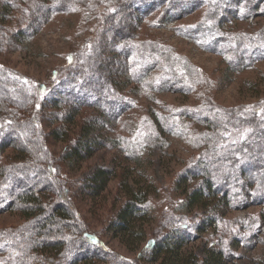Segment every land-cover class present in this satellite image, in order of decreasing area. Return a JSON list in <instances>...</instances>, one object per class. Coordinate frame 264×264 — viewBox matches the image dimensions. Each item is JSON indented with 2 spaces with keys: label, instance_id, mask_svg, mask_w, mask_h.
I'll return each instance as SVG.
<instances>
[{
  "label": "rangeland",
  "instance_id": "374dc122",
  "mask_svg": "<svg viewBox=\"0 0 264 264\" xmlns=\"http://www.w3.org/2000/svg\"><path fill=\"white\" fill-rule=\"evenodd\" d=\"M68 2L64 11L44 18L28 2L0 0L1 10L2 5H10L6 17H0V84L4 83L6 95L14 97L17 84L8 77L27 81L18 93L28 97L23 106L0 100V107L2 103L4 111L11 107L21 120V131L33 127L29 133L33 150L29 148L24 158L16 148L21 140H15L4 147L0 161L8 166L23 160L31 166L32 155L39 156L38 147L43 145L39 168L45 173L37 174L33 190L38 189L35 194L41 201L47 197L51 202L44 215L24 218L16 209L18 203L3 202L7 184L0 182V200L8 205L0 210V248L7 244L0 251V257L7 259L0 264H67L79 259L82 264L85 257L89 264H154L146 261L149 244L173 221V225L177 221L189 225L190 243L223 253L226 264H264V210L259 204L264 196L248 189L250 182L259 181L260 172L250 175L243 170L253 180H243L240 192L231 191L228 196L235 198L222 211L214 204L206 208L185 205L183 192L196 182H187L186 188L177 182L182 171L210 153L204 135L211 130L198 116L213 122L218 114L246 116L249 122L234 127V133L264 127V54L258 56L264 47V0H257L255 11L242 16L232 11L233 1V8H224L222 15H217L222 8L219 1L212 0L189 4L179 14L170 12L164 3L155 7L148 3L124 16L119 11L121 0ZM116 26L124 30L118 34ZM217 32L236 41L222 44ZM240 56L238 63L234 58ZM246 60L249 66H242ZM95 63L97 71L92 68ZM83 77L100 78L101 104L94 100L90 107L92 94L86 86L79 97L73 96L75 84ZM56 99L58 106H54ZM76 105L78 126H64L59 115ZM33 116L38 119L35 126ZM87 118L95 135H104L107 142L78 164L62 153ZM254 119L260 120L257 127ZM58 127L69 130L66 144L50 137V129ZM225 127L221 126L222 133ZM48 165L55 169L57 180L46 172ZM100 165L113 167L115 176L100 196L90 199L84 194L83 180ZM32 180L26 177L25 184ZM124 180L134 190L149 189L140 243L126 234L117 236L109 228L124 200L120 189ZM44 181H50V186L42 187ZM222 181L225 188L228 180ZM57 203L70 212L69 227L61 228L62 234L61 230L56 234V223L34 228V220L46 222ZM135 231H141L138 225ZM59 239H65L62 259L44 246L46 241ZM39 241L42 244L36 247Z\"/></svg>",
  "mask_w": 264,
  "mask_h": 264
},
{
  "label": "trees",
  "instance_id": "16d2710c",
  "mask_svg": "<svg viewBox=\"0 0 264 264\" xmlns=\"http://www.w3.org/2000/svg\"><path fill=\"white\" fill-rule=\"evenodd\" d=\"M25 3L28 2V7L32 6L33 8L36 7L37 10H41L43 14H45V17L47 15L51 16L52 14H55L59 11H64L66 6L69 4V0H22ZM83 2L84 0H80ZM214 1V0H213ZM216 2L219 1L218 7L222 6V8L219 10L220 15L224 8L231 9L232 1L234 2V10L236 14H240L243 12H254L253 9L254 3L257 0H215ZM212 0H121V5L119 7L120 13L122 15H127L129 12H131L130 9H138L141 5H145L148 3H151L152 7H155L157 3H164L172 13H177L182 11L187 5H201L205 3H211ZM252 4V9H251ZM132 5V6H131ZM164 5V6H165ZM1 6V5H0ZM56 6V7H54ZM28 7L25 8L28 10ZM133 7V8H132ZM36 10V12H37ZM130 10V11H129ZM8 11H10V5L5 4L2 5V10L0 9L1 15L0 17L5 18ZM169 12V13H170ZM168 16V15H167ZM242 16V15H239ZM41 17V15H40ZM43 18V15H42ZM39 20V18H38ZM34 23V21H33ZM41 23V22H40ZM31 27V26H29ZM117 28V29H116ZM114 29L115 31H119L118 34H120L124 30V26L118 27L116 26ZM123 29V30H122ZM207 30H212V27H209ZM216 35L219 37V41H221L222 44H225L227 42H235V39L228 38V35L224 33L217 32ZM205 38V37H204ZM235 47V46H234ZM264 54V47L262 50H260V53L258 56ZM241 56L234 58V60L238 59L237 62L239 63L241 60ZM259 58V57H258ZM242 66H249L250 63H248V60H246L244 63H240ZM244 64V65H243ZM93 71H97L98 64H93ZM1 70V69H0ZM1 73V71H0ZM4 80H7L6 77H1ZM99 77H83V79L79 80V83L75 84L74 90L72 87V94L73 96H80L79 94L84 89V86H86L85 90L87 92H90L92 96L90 97L89 103L91 104L90 107L93 105L94 100L97 101V103L101 104L100 95L102 94L100 90L102 88V85L98 87L100 83ZM112 79V78H110ZM8 81L12 82L13 84H17L16 87L13 88L14 95L16 96H10L6 95V89H4V83L0 84V92H4V95L0 94V100L6 101L9 100L10 104L14 103L15 105H21L23 106L26 102L27 96L22 95V93H18V88H20L23 92L24 88L22 86H25V82L23 80H20L16 77H8ZM61 82V81H60ZM59 82V85L61 84ZM90 82V83H89ZM92 82V84H91ZM19 85V86H18ZM99 91V92H98ZM107 93V91H106ZM27 94V93H26ZM28 95V94H27ZM82 95V94H81ZM104 97V96H103ZM112 100H115V98H112ZM8 102V101H7ZM58 99L54 100V106L57 105ZM3 105L1 104L0 107V155L2 151L4 150L5 146L11 145L15 140H21V144L16 146L17 150L20 151L18 154L24 153V158L27 155V151L29 148L33 150V148L30 146V135L33 127H28L26 129V133L21 131L22 128L20 127L19 122L21 120H18V117H16V113H14L12 110H10L11 107H7L6 111L3 109ZM71 105V104H70ZM77 108L71 107V112H63L59 115V121L63 123L65 126L66 124L78 126V123L75 122V115L77 114L76 111ZM8 109V110H7ZM211 109V108H210ZM210 109L207 111L210 115L209 119H213L212 113ZM64 110V109H63ZM62 110V111H63ZM216 111V110H215ZM187 115L186 113H184ZM252 115V114H251ZM38 116V115H37ZM16 117V118H15ZM246 116L244 115H237L230 113L227 116H222V114H218V120L216 122L210 121L208 119H205L202 116H198V121L201 124H205L208 128H210V133L204 135L207 140V152L196 159L195 162H193L190 165V168L188 171H182L179 174V179L177 178V182L179 186L185 185V188L187 187V182H193L195 180V184H193L190 187H187L188 190L184 191V198H185V205L188 206H198L202 208H206V205H216L219 210H223V207H229L230 201L229 199L235 198L234 196H228L231 191L236 193V190H239L240 192V186L244 184L245 179L253 180V176L248 175V173L251 172H260L261 178H259V181L256 183L255 181L250 182L249 184V190L251 193H253L255 196L262 193V196H264V127L263 129H248L243 132L238 131L236 133L234 127H237L239 129L240 127H243L242 125L245 122H249L248 119H245ZM11 118V119H10ZM221 118V119H220ZM98 120V117H97ZM221 120V121H220ZM255 120V119H254ZM33 126H35L38 123V119L33 116L32 117ZM91 120L88 118L83 121L82 126L80 125V131L79 135H77V138L74 140V142L67 144L64 152L62 155H65L66 159L69 161L76 162L78 164H81L86 159L90 158L92 155V152L96 149H99L102 144L104 145L105 142H107V139L104 138V135L96 136L93 128L92 123H90ZM257 122L260 123V120L253 121V125L257 127ZM221 123L222 127L223 125L226 126L225 129H223V133L220 131L221 126L219 125ZM264 123V121H263ZM67 126V125H66ZM67 128L61 129L58 128H52L50 129V137L55 139L56 141L65 142L67 141V135H68ZM28 132V133H27ZM240 134V135H239ZM234 136V137H232ZM243 136V137H242ZM110 140V139H108ZM222 140V141H220ZM43 145L38 147L39 156L36 155L34 157L32 155L31 159V166L27 164V161H21L19 165H3L0 161V182L7 184V189L4 192V201L5 203H9L8 205L11 206L12 203H18V207L16 208L19 212V215H22L24 218L31 219L35 216L40 217L45 214V209L48 207V204H50V200H46L45 202L41 201V198L35 194L36 190H33V185L35 184L36 180L35 177H37V174H44L42 167L41 170L39 168L40 165V156L43 155ZM112 148H115L114 146L110 145ZM37 148L34 147V150ZM26 151V152H25ZM256 152H258V156H256ZM1 157V156H0ZM29 157V156H28ZM23 158V159H24ZM42 164V162H41ZM7 167H9L10 170H7ZM12 166V167H11ZM44 166V165H43ZM210 166H213L211 169ZM46 172L50 173L51 177L53 178L56 173L55 169H52V167H49V165L46 167ZM44 169V168H43ZM247 169L248 173H244L243 170ZM45 170V169H44ZM236 174H234L235 171ZM239 171V172H238ZM112 176H115V171L113 167L110 166H102L100 165L97 167L89 176L87 179L83 180V187L85 188L84 194H86V197H91L90 199H94L98 196H100L107 188L108 182L112 179ZM30 177L33 180L30 181V184H25V178ZM249 177V178H248ZM222 179H227L228 183L225 188H222L223 181ZM55 180V179H54ZM57 180V178H56ZM243 180H245L243 182ZM56 182V181H55ZM176 182V185H177ZM42 183V182H41ZM57 183V182H56ZM129 184H131L128 180H124L121 185L120 189L124 192V200L122 204L117 208L115 217L111 221L109 228L112 229L114 232H116L117 236L119 234L123 235H129L133 240L136 238L139 243L144 239L143 238V226L147 223V219L145 215L147 214V210L149 208V202L147 201V192L149 189H145L142 187L137 188V190L132 189L129 187ZM42 187H48L50 186V181H44L42 184ZM222 188V189H221ZM67 191V190H66ZM225 191V193H224ZM46 192V191H45ZM63 192V191H62ZM62 194V193H61ZM65 194V193H64ZM63 195V194H62ZM147 199V200H146ZM16 200V202H15ZM236 199L232 200V203L234 204ZM260 204V208L264 210V201H262ZM7 206H4L2 204V201L0 200V210L1 209H7ZM235 205V204H234ZM10 208V207H9ZM8 208V209H9ZM50 215L47 216L46 222H43L42 219L34 220V228L37 226H48L51 223H56V234H59L58 230L60 231V234H62V229L69 227V222L71 218V214L68 211L67 208L63 207L61 204L55 205L54 208L50 209ZM210 220V217H208ZM33 221V220H32ZM33 223V222H31ZM174 221L172 222V225H170L165 231L164 234L160 238H155L152 240V242L149 244V252H148V259L146 261L154 264H226L225 263V256L223 253L203 247L202 244L200 247L196 246L194 247L191 243V236L192 231L190 230V226L186 223H180L177 221L173 225ZM37 225V226H36ZM58 225V226H57ZM138 225L141 231L136 232L135 226ZM24 227V226H23ZM38 228V227H37ZM62 228V229H61ZM142 233V239L139 237ZM84 235V234H83ZM52 241V242H51ZM46 241L44 243L45 248L48 250V253L51 251L55 254L58 253V258L61 257V259L64 257V254L61 250H63V246L65 244L64 240H51ZM42 241L37 242L36 247L38 245L42 244L40 243ZM88 242V241H87ZM191 242V243H190ZM90 243V242H88ZM7 244L4 243V245H1L0 251H3V248ZM85 246V245H84ZM197 250L202 253H197ZM80 252V251H79ZM6 258L7 256L4 255L0 257V260ZM37 258V256L35 257ZM34 258V259H35ZM41 258V257H40ZM81 259L78 260L80 262ZM81 261L82 264H89L88 257L83 258ZM77 261V260H76ZM76 261L67 262V264H78ZM229 264H236V263H230Z\"/></svg>",
  "mask_w": 264,
  "mask_h": 264
},
{
  "label": "snow or ice",
  "instance_id": "6c2138e0",
  "mask_svg": "<svg viewBox=\"0 0 264 264\" xmlns=\"http://www.w3.org/2000/svg\"><path fill=\"white\" fill-rule=\"evenodd\" d=\"M25 83H27V81H25ZM37 108L39 109V105H37ZM53 171H55V170H53Z\"/></svg>",
  "mask_w": 264,
  "mask_h": 264
}]
</instances>
